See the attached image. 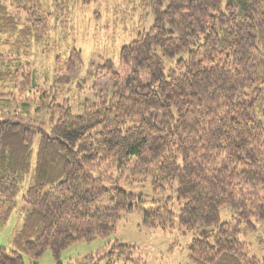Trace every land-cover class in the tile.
<instances>
[{
	"label": "trees",
	"instance_id": "obj_1",
	"mask_svg": "<svg viewBox=\"0 0 264 264\" xmlns=\"http://www.w3.org/2000/svg\"><path fill=\"white\" fill-rule=\"evenodd\" d=\"M98 3L0 0V85L16 91L0 97V230L21 219L0 264L59 259L133 212L191 234L188 264H264L246 240L264 224V0H139L152 26L79 82L82 51L54 56V36L71 8ZM35 48L54 56L49 89ZM87 80L98 97L74 115L58 98ZM136 250L71 264H146Z\"/></svg>",
	"mask_w": 264,
	"mask_h": 264
},
{
	"label": "rangeland",
	"instance_id": "obj_2",
	"mask_svg": "<svg viewBox=\"0 0 264 264\" xmlns=\"http://www.w3.org/2000/svg\"><path fill=\"white\" fill-rule=\"evenodd\" d=\"M139 9V0H99L97 5L74 6L68 18L63 21L66 26L61 27L59 35L54 36L58 40V49L53 55H63L68 47L82 51L84 65L79 82L88 78L87 74L93 69L92 64H99L101 59L111 60L118 65L121 48L136 38L131 32L142 25L149 29L153 24V18L150 16L148 21L145 20V12ZM6 51L8 48L0 44V53ZM54 56H51V60L44 57L39 48H35L31 56L43 90L44 87L49 89L53 81L50 77L48 83L44 84L45 72L51 73L54 70ZM81 87L84 89L79 92L78 84H75L69 94L58 98L59 103L68 99L74 115L83 114L81 102L84 99L94 101L98 97L97 92L92 90L91 80H87L86 85L81 83ZM11 94H16L13 86L0 85V97ZM1 109H8L5 103L0 102ZM222 217L225 218L224 213ZM20 222L18 213H14L8 224L0 230V248L9 247V239ZM258 225L261 228L246 240L251 245V253L261 258L264 256V224ZM192 239L191 234H182L178 229L172 232L146 229L142 226V214L133 212L122 216L116 233L111 237L99 238L91 243H78L62 252L59 259L48 251L38 264H71L88 256L102 255L115 244L134 245L137 248L134 258H142L146 264H188ZM24 261L25 264H33L27 256H24Z\"/></svg>",
	"mask_w": 264,
	"mask_h": 264
}]
</instances>
